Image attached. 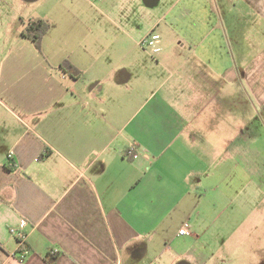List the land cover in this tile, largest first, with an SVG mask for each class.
<instances>
[{
    "label": "crops",
    "instance_id": "1",
    "mask_svg": "<svg viewBox=\"0 0 264 264\" xmlns=\"http://www.w3.org/2000/svg\"><path fill=\"white\" fill-rule=\"evenodd\" d=\"M98 1L0 35V264H205L264 195V0Z\"/></svg>",
    "mask_w": 264,
    "mask_h": 264
},
{
    "label": "rangeland",
    "instance_id": "2",
    "mask_svg": "<svg viewBox=\"0 0 264 264\" xmlns=\"http://www.w3.org/2000/svg\"><path fill=\"white\" fill-rule=\"evenodd\" d=\"M79 7L89 13L95 7H101L103 10L98 0H0V35H4L3 38H8L16 30L21 32L23 24L29 18L45 19L53 26L51 18L63 14L62 8L72 11L78 10ZM106 9L105 7V11ZM100 23L101 30L103 25L105 29L107 28L106 20H101ZM257 199L260 200L257 207L254 204L249 206L253 209L251 213L241 214V216L243 215L241 227L235 230L236 234L227 239L226 244L219 248L217 256H211L205 264H264V195H260ZM237 206L238 203L233 202L231 210ZM244 207L247 208V205L245 204L243 209H245ZM251 223L257 227L253 229L249 225ZM239 233L244 237H247L249 233L252 236L238 239ZM234 238L242 240L244 243L239 244Z\"/></svg>",
    "mask_w": 264,
    "mask_h": 264
},
{
    "label": "trees",
    "instance_id": "3",
    "mask_svg": "<svg viewBox=\"0 0 264 264\" xmlns=\"http://www.w3.org/2000/svg\"><path fill=\"white\" fill-rule=\"evenodd\" d=\"M21 30V36L29 40L34 47L40 51L41 41L44 34L49 30L50 23L48 20L41 18H29ZM59 69L73 78L81 76L82 72L75 68L67 59L59 64Z\"/></svg>",
    "mask_w": 264,
    "mask_h": 264
},
{
    "label": "built area",
    "instance_id": "4",
    "mask_svg": "<svg viewBox=\"0 0 264 264\" xmlns=\"http://www.w3.org/2000/svg\"><path fill=\"white\" fill-rule=\"evenodd\" d=\"M160 35L156 32L150 31L148 34H146L145 36H143L139 41L138 44L139 46H141L144 49H147L150 51L151 54H157L158 52H160L161 47H160ZM125 154L127 156H130L132 158L137 157V154L133 152V149L127 148L125 150ZM8 159L12 158V153H8L7 155ZM26 223L24 221H21L19 224V229H23L25 227ZM188 223L185 222L182 227L178 230V234L179 235H184L188 233ZM12 231V230H11ZM13 232L15 233V236L17 238V242L19 244V246L21 247L19 249L18 256L23 259L24 256H26V254L28 253V250L26 248H24V242H25V235L21 232H16L13 230ZM57 250H54V252H56Z\"/></svg>",
    "mask_w": 264,
    "mask_h": 264
}]
</instances>
